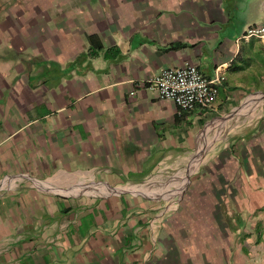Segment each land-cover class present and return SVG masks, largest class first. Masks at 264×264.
Segmentation results:
<instances>
[{
    "label": "crops",
    "instance_id": "crops-1",
    "mask_svg": "<svg viewBox=\"0 0 264 264\" xmlns=\"http://www.w3.org/2000/svg\"><path fill=\"white\" fill-rule=\"evenodd\" d=\"M263 20L264 0H0V264H264V42L242 37ZM184 63L223 76L212 108L143 85Z\"/></svg>",
    "mask_w": 264,
    "mask_h": 264
},
{
    "label": "built area",
    "instance_id": "built-area-1",
    "mask_svg": "<svg viewBox=\"0 0 264 264\" xmlns=\"http://www.w3.org/2000/svg\"><path fill=\"white\" fill-rule=\"evenodd\" d=\"M242 37H255L264 42V20L249 26ZM222 80L220 74L206 78L195 64L184 63L178 67L162 69L145 80L143 85L159 98L172 100L179 111H192L213 107Z\"/></svg>",
    "mask_w": 264,
    "mask_h": 264
},
{
    "label": "rangeland",
    "instance_id": "rangeland-1",
    "mask_svg": "<svg viewBox=\"0 0 264 264\" xmlns=\"http://www.w3.org/2000/svg\"><path fill=\"white\" fill-rule=\"evenodd\" d=\"M260 104L261 105H258V106L257 105H253L252 106V108L250 109L249 116H247L246 120H249V119H251L252 116L257 115V113H256L257 111H259L261 109H264L263 108L264 102L263 103H260ZM244 120H245V118L243 116L240 117V118H237L234 123L230 124V127L229 128L227 127V130H225V131L223 130L221 132L219 131L215 135L216 136H220L221 138L224 137L227 131H229L230 129H231L230 131H232L233 129H235V127H237L240 124L244 123L245 122ZM210 127L212 128V130H215L213 128V126H210ZM209 134L211 135V132ZM208 163H209V158L208 157L201 158L200 162L198 163V166H197L196 170L187 177L188 178V183H187V186H186L185 191L183 193V196H181V198H177V200H176V198H172V199L170 198V199L167 200L169 202L168 204L166 202L167 207H169V209H168V211H169L168 214L169 215H171V216L174 217V215H176V212L179 210V208L177 209V207H179L181 203H183V205H188V204H190L192 206H195L196 205V202L195 201H197V198L191 197V192L192 191H189V190L190 189H193L192 182H193L194 177ZM171 183L172 182L168 180V181H164V182H160V183H152V185L149 184V186H147V187H148V189H150L152 187H153V189H157L158 187H161V186L164 188L166 185L171 184ZM193 201H194V203H193ZM170 202H172V203H170ZM164 203H165V201L162 202L163 205H165ZM198 204H201V203H198ZM201 216L202 217H205V218L210 217V215H208L207 213L202 214Z\"/></svg>",
    "mask_w": 264,
    "mask_h": 264
},
{
    "label": "bare ground",
    "instance_id": "bare-ground-1",
    "mask_svg": "<svg viewBox=\"0 0 264 264\" xmlns=\"http://www.w3.org/2000/svg\"><path fill=\"white\" fill-rule=\"evenodd\" d=\"M254 100H258V97L257 98H254V99H251V101H249V104H251L252 102H254ZM256 102V101H255ZM246 110V109H245ZM197 158V157H196ZM196 160V159H195Z\"/></svg>",
    "mask_w": 264,
    "mask_h": 264
}]
</instances>
